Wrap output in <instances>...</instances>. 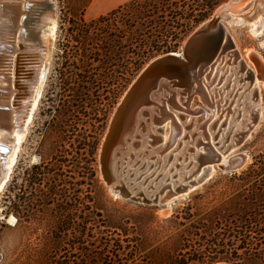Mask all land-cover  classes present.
Masks as SVG:
<instances>
[{
  "label": "rangeland",
  "instance_id": "obj_1",
  "mask_svg": "<svg viewBox=\"0 0 264 264\" xmlns=\"http://www.w3.org/2000/svg\"><path fill=\"white\" fill-rule=\"evenodd\" d=\"M92 1L53 0L57 29L47 76L15 165L0 192V264H264V114L245 140L228 152L246 155L241 169L222 172L213 166L215 170L199 187L169 206L143 204L111 192L99 166L100 148L113 113L140 70L155 57L181 54L186 38L197 26L210 19L218 7L238 0H218L210 8L204 6L209 0H192L196 18L201 19L184 36L180 35L177 43L171 36L146 33L147 44L159 41L160 48L149 51L152 54L138 69L136 62L144 48L137 46L138 42L134 47L129 41L131 31L112 42L111 25H103L104 29L89 26L90 21L108 12L105 9L97 13ZM245 1L250 3L245 11L229 14L221 23L240 56L252 65L246 57L252 51L264 63V0ZM118 25L116 28L125 30L124 25ZM220 74L221 71L217 79ZM225 80L226 74L221 83ZM243 88L235 87L237 94ZM198 94V90H184L178 96L185 98L184 103L179 110L171 111L183 114L181 121L196 114L204 121L212 109ZM235 97L237 100L238 95ZM238 101H244L243 97ZM244 106L239 104L236 109ZM223 116L214 129L204 130L210 142H218L224 150L232 142L241 116L234 119L229 112L225 125L213 139ZM169 120L156 132L160 137L166 135L164 141L168 143L172 133ZM157 125L149 128L157 129ZM188 136L181 147L190 139ZM240 137L235 135L232 140ZM160 146L158 142L149 149ZM201 147H192V153L186 155L197 153ZM155 158L154 155L146 161L154 162ZM174 158L166 166L161 160L143 185L160 172L152 184L163 181L162 185L168 186L157 195L158 199H166L176 187H184L200 174L197 170L189 176L196 166L184 168L186 157L176 161L177 166L170 165ZM113 166L114 162V173ZM183 173L185 180L180 177ZM127 177L121 175L126 179L123 184L133 188L131 183L135 181L130 183ZM155 189L147 191L154 195ZM10 217L15 219L13 225L8 222Z\"/></svg>",
  "mask_w": 264,
  "mask_h": 264
},
{
  "label": "bare ground",
  "instance_id": "obj_2",
  "mask_svg": "<svg viewBox=\"0 0 264 264\" xmlns=\"http://www.w3.org/2000/svg\"><path fill=\"white\" fill-rule=\"evenodd\" d=\"M249 4L245 0H238L218 7L213 16L207 20V22L212 21L216 24L208 26L204 35L196 38V40L193 41V38L190 37L184 42L183 46L190 45L191 47L195 45V47L193 46L195 48L193 52L195 53L188 56H183L182 53H168V56L175 59L181 58L182 62H178L181 67L177 68L168 77L166 76L168 79H158L159 76L151 78L141 87L133 105L131 103L134 99L129 101L127 111L117 119V126H115V131L112 133V163L114 162L115 172L111 171V163V185L108 186L111 192L120 196L121 190L131 197L146 198L151 201L154 200L156 204L163 203L165 206H169L175 200L185 198L187 192L189 193V191L199 187L202 181L211 176L215 170L214 167L222 172H227L226 169L231 164L237 163V168L234 171H238L244 166L247 161L245 154L234 152L231 155L228 152L245 140L244 138L255 126L258 118L261 119L264 114L262 104L264 63L252 51H249L246 55L252 65L240 56L230 37H228L221 20H225L229 14L234 16L245 11ZM54 11L53 0H0V99L3 100L0 101V149H2L0 150V192L3 190L12 167L15 165L27 126L42 94L49 67L52 43L57 29ZM258 27L260 26L258 25ZM190 60L194 61L193 64L189 62ZM219 71H221V74L217 79ZM225 74L226 80L221 83V79ZM232 76L233 78L230 79ZM169 78L174 79L170 80ZM215 81L217 82L215 83ZM238 81L240 84L236 85ZM214 83L213 88L208 89V86ZM242 86H245V88L237 94V90ZM174 87L183 88V90L173 89ZM235 87L236 89L238 87V89L236 90ZM226 88L229 89L224 92ZM186 89L190 92L198 90V95L202 100L211 106L212 114L206 118L204 117V121L197 114L195 116L189 115L187 121H181L184 115L171 111L182 105L185 98H178V96ZM244 92H246L245 95ZM236 95H238V98L234 100ZM241 97L244 101L239 102L238 100ZM228 98L230 99L228 100ZM234 101L235 105L232 106ZM242 103H245V106L236 109ZM242 110L244 112L240 114L239 112ZM229 112H232L230 117L235 116L234 119H237L241 116V118L236 122V130L231 137L232 142L226 145L223 150L222 146L217 145L218 142H210L209 133L206 131L214 129L217 121L224 115L223 120L220 123L218 122L219 129L213 134V139H215L220 128L225 125ZM236 113L237 115H235ZM168 118L171 119L169 124L172 129L169 138L170 143L164 141L166 135L162 137L156 135V132L161 130V125ZM208 120H212V122L206 126ZM228 122L231 124L230 121ZM152 124H159L157 126L160 127L150 129L149 126ZM190 127L192 129L188 130ZM227 134L221 138L226 140ZM239 134L241 135L240 138L232 140L233 136ZM187 136L190 139L183 142L181 147V142ZM176 140L177 142H175ZM202 140L207 142L204 143ZM158 142H161L160 147L149 149ZM145 144L147 145L144 146ZM141 145L143 146L141 147ZM137 146L138 149H136ZM196 146L197 148L202 146L201 151L198 149L197 153L195 151L193 154L186 155L193 151L192 147L196 148ZM169 147L172 148L163 155V152ZM161 154L163 156L159 157ZM126 155L127 157L122 159ZM154 155L156 157L154 162L146 161ZM182 157L183 160L185 157L188 158V162L183 165L184 168L193 166V164L196 166V169L191 170L189 176L197 170L200 171V174L192 182L187 183L188 185L176 187L171 193L172 195L166 199H158L157 195L168 186L167 184L162 185L163 181L152 184V181L160 174L159 172L154 179L143 186L159 166L161 160L162 165L166 166L169 160L174 158V162L170 165L177 166L178 164L175 162ZM139 162L141 164L137 166L136 164H139ZM134 165L137 167L135 166L133 169L129 167H134ZM162 165L161 167H163ZM142 166L146 167L144 170L139 171ZM151 166H155L153 170L138 181L137 179L141 175L143 176ZM167 169L166 175L170 167ZM125 174H127L130 183L135 181V183H131L132 187L134 186L133 188H127L123 184L126 179H122L121 175L124 176ZM132 175L134 177H131ZM183 175L184 173L180 176L182 177L181 180L186 179ZM171 176H174V174ZM155 187L154 195L153 192L147 191V189H154ZM114 188L119 189L115 190ZM146 191L147 195L145 194ZM181 192H185L184 196L174 197ZM10 220L15 222L13 217H10L8 222ZM10 224L13 225L14 223Z\"/></svg>",
  "mask_w": 264,
  "mask_h": 264
},
{
  "label": "trees",
  "instance_id": "obj_3",
  "mask_svg": "<svg viewBox=\"0 0 264 264\" xmlns=\"http://www.w3.org/2000/svg\"><path fill=\"white\" fill-rule=\"evenodd\" d=\"M191 1L128 0L108 11L105 15H100L96 20L90 21L89 26L96 25L98 28L104 29L103 25H111L114 28L110 38L112 42L120 41L125 34L131 31L129 41L134 44V47L138 42L137 46L144 48L138 55L135 68L138 69L144 59L152 54H149V51H156L160 48L159 41H152L147 44L146 33L153 31V33L158 34L156 36H171V40L177 43L181 38L180 35L184 36L201 19V17L196 18V9L191 7ZM217 2L218 0H209L204 6L210 8ZM118 23L124 25L125 30L116 28L119 26ZM150 35L153 34L150 33Z\"/></svg>",
  "mask_w": 264,
  "mask_h": 264
},
{
  "label": "water",
  "instance_id": "obj_4",
  "mask_svg": "<svg viewBox=\"0 0 264 264\" xmlns=\"http://www.w3.org/2000/svg\"><path fill=\"white\" fill-rule=\"evenodd\" d=\"M215 22L212 21H205L199 26H197L191 34L186 38L185 41H187L190 37L193 38V41L196 40V38H199L200 36L204 35L206 28L211 25H215ZM195 45L189 46H182V54L183 56H188L189 54L195 53L193 52V49ZM177 59V60H176ZM173 58L168 56L167 54H163L161 56L155 57L152 59V61L148 62L138 73V75L135 77V79L132 81V83L129 85L130 87L126 90V93L122 96L123 99L119 102L117 105L113 116L111 118V121L108 126L107 133L104 137V140L102 142L100 153H99V166H100V173L102 176V179L106 186L111 185V179H110V167L113 160V141H112V133L115 131L116 123H118L117 119L120 118V116L125 113L127 110V106L129 105V101L133 102L131 103L133 105L135 98L140 93L141 87L147 83L151 78L158 77L161 79H168V75H171L177 68L181 67L179 63L182 62L181 58ZM195 60V59H193ZM193 60H190L189 62L193 64ZM6 63V62H4ZM167 76V77H166ZM170 80H173L174 78H169ZM0 101H3L0 99ZM131 105V106H132ZM129 110V109H128ZM237 166V163L231 164L226 170L227 172H235V168ZM115 190L119 188H114ZM122 198L129 199L132 201L140 202L143 204H156L154 200H149L146 198H140L137 196H129L127 193H124L121 191Z\"/></svg>",
  "mask_w": 264,
  "mask_h": 264
},
{
  "label": "crops",
  "instance_id": "obj_5",
  "mask_svg": "<svg viewBox=\"0 0 264 264\" xmlns=\"http://www.w3.org/2000/svg\"><path fill=\"white\" fill-rule=\"evenodd\" d=\"M126 1L128 0H93L92 5L94 7L93 9L98 10L97 13H99L105 9H107V11H110L117 7L119 4H122Z\"/></svg>",
  "mask_w": 264,
  "mask_h": 264
},
{
  "label": "snow or ice",
  "instance_id": "obj_6",
  "mask_svg": "<svg viewBox=\"0 0 264 264\" xmlns=\"http://www.w3.org/2000/svg\"><path fill=\"white\" fill-rule=\"evenodd\" d=\"M0 150H2V149H0ZM9 222H10V223H14V220H10Z\"/></svg>",
  "mask_w": 264,
  "mask_h": 264
}]
</instances>
